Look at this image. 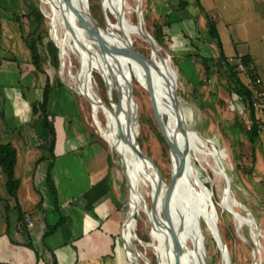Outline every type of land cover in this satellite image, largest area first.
<instances>
[{
  "label": "rangeland",
  "instance_id": "1",
  "mask_svg": "<svg viewBox=\"0 0 264 264\" xmlns=\"http://www.w3.org/2000/svg\"><path fill=\"white\" fill-rule=\"evenodd\" d=\"M86 1L90 8V1ZM125 1L127 14L138 24V0ZM100 2L104 16L101 20L97 17L95 20L100 27L107 30V34L112 39L115 40L114 37L118 38L116 42L110 43L111 46L112 43L121 44V41L124 40L122 31L125 36L126 25L117 18L113 11L107 10L103 0H100ZM141 2L143 4V7L141 4V9L143 8L144 13V17L142 15L143 26L153 38L155 27L160 22L164 23L165 41L161 43L155 38L154 40L158 46L160 56L168 62L176 73L177 93L185 110L188 129L195 132L198 130L200 136L206 141V146L200 145L202 152H194L190 144V153L193 155L195 173L211 188L213 193L208 189L212 195L211 198H205L201 188L197 187L193 193V198H188L187 208L188 210L192 208V210L186 216L191 230L193 229L195 216L200 219V236L197 235L203 241V256L207 258L205 262L206 264H255L254 256L259 250L260 255L257 258V264H264V129H261L253 140L246 133L245 130L251 127L247 123V120L251 119V115L250 113L246 116L242 115L238 110L240 107H237L234 102L231 104L233 89H231L229 80H227L228 72L223 68L218 70V67L214 64L222 53L228 57V60L232 59L234 61V59L239 58L235 54L246 52L252 55L259 73L264 78V0H141ZM93 3L95 6L97 2L93 1ZM217 4H219V12L215 11ZM181 7L184 10H180ZM37 9L44 14L42 22H38L33 16H28L30 12H35ZM168 9L170 10L167 12ZM46 10L52 11L51 6L45 3L44 0H0V92L3 95L0 96V146L11 144L16 148L17 163L14 166V175L18 180V185L14 191L11 192L13 188L11 190L7 188L6 194H4L5 191L0 190V259L7 258L9 253H11V257L18 254L15 252L14 247L3 249L6 241H9L1 231V228L5 227V220L2 219L5 209L8 212L12 211L11 206L17 205L19 199L23 198L26 201V206H35L37 203H40L41 206H44V204L51 205L49 199L52 201L54 198L53 188L50 184H48V187L46 185L47 172L44 170L46 162L43 161L53 158L52 155L55 150L54 147L51 149L52 144H54L56 150L69 146L67 139H63V136H66L65 130L59 128L61 118L58 115L54 114L51 117V127L43 124L38 127L37 133L32 127L28 132L26 129L30 127L29 124L32 122L28 123L27 128L26 126L16 128L14 126L16 122L13 123L10 108L5 104L4 99L5 93H10L11 90L3 85L7 84L9 87L10 85H17L20 87L19 82L24 83L25 74H28L29 69H31L28 60L33 58L24 37L31 38L32 36L37 40L41 38L38 45L41 53V64L46 68L50 77L49 82L53 85L58 81L56 77L60 79V65L58 68L53 67L44 44L49 38L58 44L59 39L62 37V28L59 21L56 22L57 29L55 28L52 14ZM143 18H145V21ZM212 21L217 24L223 46H220L219 42L210 35V23ZM113 31L117 33L116 36L112 34ZM130 40L133 44L135 40L140 49L134 45L154 63L150 62V70L154 75L159 76L161 67L151 45L148 42V45H146L145 38L135 33H133ZM88 43L93 49L98 48L96 42L89 40ZM180 43L183 45H180ZM108 51L114 54V51L112 52L109 49ZM199 55L203 59H212L210 63L215 69L208 74L210 77L208 81L207 74L199 71L198 62L200 61L196 57ZM123 56L127 64V60L129 61L128 55L123 54ZM31 62L33 63L32 60ZM74 63L77 65L76 61ZM129 64L132 68L130 61ZM36 68L38 67L36 66ZM93 69L96 71L98 93L105 101H108L109 95H112V90L116 92V89L113 86L109 88L108 78L100 66L96 65ZM40 73V71L36 73L38 79L44 75L43 73L41 76L42 73ZM71 73L75 74L76 72H72L64 65L62 68L63 79L69 86L77 90L76 84L72 83ZM134 73L130 74L132 79L137 82L136 96L133 93L136 102V108L132 110L134 129L142 150L158 163L164 181L167 183L174 172L173 170L177 167V155L175 160L173 158L174 153L171 154L170 146L165 140L170 163L166 161L159 135L163 132H161L162 130L150 114L151 109L155 118H157L154 107L156 105L168 127L169 110L167 100L160 86L156 84H153V100L150 92L145 88L148 82L142 80L135 71ZM239 75L246 82L245 75L241 73ZM100 80L104 85L100 84ZM103 86L106 88L104 91ZM24 89V93H28V89L26 87ZM133 89L132 82V92H134ZM115 100H118V96ZM82 103L87 118L92 123L91 109L83 99ZM33 107L27 105L23 109V115L29 114ZM20 113L22 114V112ZM84 114L81 111L75 120H78ZM100 114L103 115L102 112ZM56 121H58L57 124ZM44 122H46L45 119ZM214 149L220 158L219 162L214 156ZM40 158H43V161L39 163ZM162 168L166 172V177ZM116 173L118 174L117 169H112L111 176L113 177V174ZM0 174H3V172H0ZM188 176L195 180L191 174ZM183 185V181L180 180L176 190L170 195L173 202H179L182 195L187 194L184 193ZM125 194V218H128L129 197L127 198V191H125ZM227 195L233 209L243 214L242 220H239L236 214L231 212L233 209L230 206L225 207L222 205ZM43 200H46V203H42ZM210 200H213L216 207L217 223L220 231L221 227L232 222L236 224V231L239 233L240 238L248 245H236V261L232 260L228 248L226 252L222 251L219 239L214 236V231L208 226L210 225L209 212L212 211ZM140 210H143V207H140ZM11 214L13 213H9V215ZM10 219L8 217L7 222ZM42 223V220L35 219V228L40 229ZM165 225H167L166 221ZM258 227L259 249L254 244ZM126 231L130 235L128 228ZM131 232L134 234L133 237L130 236L131 243L136 241L138 248L152 260L153 253L156 254L154 245L156 243L159 245V241L153 239L152 229L147 219L142 215L134 219ZM119 236L122 240L121 230ZM38 241L36 244L41 246V238ZM190 243L193 244L191 241ZM192 249L195 253L197 252L194 247ZM218 249H220V252ZM216 252L218 253V259ZM28 253L31 256V261L37 263L35 258H32V256H35L34 252L30 249ZM130 254L134 257L131 250ZM155 261L157 262V254ZM125 264L134 263L126 261ZM161 264L164 263L161 261Z\"/></svg>",
  "mask_w": 264,
  "mask_h": 264
},
{
  "label": "crops",
  "instance_id": "2",
  "mask_svg": "<svg viewBox=\"0 0 264 264\" xmlns=\"http://www.w3.org/2000/svg\"><path fill=\"white\" fill-rule=\"evenodd\" d=\"M216 7L215 11H218L219 4ZM180 10L184 8L181 7ZM242 54L249 53L235 55ZM196 57L200 61L199 71L203 73V58L200 55ZM31 60V58L28 60L31 69L25 74L24 83L19 82L20 87L3 85L11 90L10 93H5L4 99L10 108L13 123L16 122L14 126L27 128L31 121L26 131L29 132L32 127L37 133L38 127L45 124L39 104L47 83V71L44 66L38 70ZM37 71L42 73L41 76L44 73L45 77L43 75L38 79ZM256 71L260 74L258 69ZM261 78L264 84V78L262 76ZM247 81L244 82L248 84ZM25 87L28 93H24ZM0 96H3L1 92ZM231 99V104L234 102L240 109L248 105L247 103L243 105V99L239 95L232 93ZM27 105L34 106L33 110L23 115V109ZM46 108L50 120L54 114L61 118L59 128L65 130L66 136H63V139H67L69 144L68 147L64 146L58 150L54 146L52 159L44 161L43 158L39 159V163L46 162L44 166L46 172L52 163L50 172L54 198L52 201L49 199L51 205L44 206L40 203L26 206L23 198L19 199L17 205L11 206L12 211L8 212L5 209L2 214L5 227L1 228V231L9 241H6V245L4 244L6 247L3 249L14 247L18 254L14 257L10 256L11 253L7 254V258L0 259V264H125L130 259L124 241L120 240L119 236L125 219L124 197L127 191L121 171L117 165L112 164L110 154L102 145L101 139L97 138V133L87 118L82 98L71 87L62 81L53 84ZM81 111L85 113L84 116L75 120ZM112 169L118 171L113 177ZM48 184L47 181V187ZM7 188V178L0 174V190L6 194ZM43 202L46 203V200ZM11 212L13 214L9 215ZM8 217L11 218L9 222ZM35 219L42 220L43 225L39 227L40 229L35 228ZM22 231L27 234L26 243L13 239L15 234ZM125 237L128 240L126 234ZM39 238L42 241L41 246L36 244ZM30 249L34 252L35 256L32 258L34 257L37 263L31 261L28 253ZM130 257L133 256L130 254Z\"/></svg>",
  "mask_w": 264,
  "mask_h": 264
},
{
  "label": "bare ground",
  "instance_id": "3",
  "mask_svg": "<svg viewBox=\"0 0 264 264\" xmlns=\"http://www.w3.org/2000/svg\"><path fill=\"white\" fill-rule=\"evenodd\" d=\"M104 6L107 8V10L113 11L117 18L122 21L125 25V36L124 32L123 37L124 40L121 41V44H114L112 43V46L110 45L111 42H116L117 37H114L112 39L108 34L107 30L103 29L97 24V21L95 18H92L88 15L87 10V1L86 0H73L74 4V10L71 13V20H72V28H71V39L73 41V45L77 51V53L80 55V58L83 62L82 70L83 73H71L72 74V83H75L77 86V91H79L82 96H85L86 90L88 88V78L87 75L90 72V68H94L96 65L100 66L104 73L106 74L109 82V88L110 86H113L120 94V103L115 100L113 97V94L111 95L113 97L110 105H106L105 101L101 96H99L98 91L97 92V110L103 113L104 117L107 118L108 123L110 124L108 137L112 144H118L121 141L119 140V135L117 131V122H120L124 126V134L122 135V139H124V149L127 152V157L129 158L130 166L133 170V173L139 178V180L146 186H149L153 190H159V195H157V201L160 205V208H163V194L165 193L166 189V182L164 181V177L162 175L161 170L156 168L145 156L142 155L141 152L137 151L135 148L136 143L133 140V137L131 135V131L129 129L128 125V116H132V110L136 108V102L133 96L132 92V82L134 85V79H132V76L129 73V70L127 68V64L124 61V56L128 55L129 61L132 64L133 70L139 75V77L148 82V84L145 86V88L149 91L148 88H150V94L152 96V99L154 100V86L153 84H156L160 86L162 93L164 94L165 99L167 100L168 105V114H169V122L168 127L165 121L162 119L160 112L155 107L156 111V117L160 120H162L163 124L161 127V130L168 140V144L170 146L171 154L174 153L177 155V167L175 170H173V173H176L178 169L181 167V165L184 163L185 159L187 158L188 154L190 153L191 146L194 150V152H202L200 145L206 146L205 139L200 136V134L196 131L187 129L186 132H182L179 129V114L180 109L177 106L178 102L175 96V88H176V73L174 72L173 68L168 64V62L160 56V52L158 49V46L156 42L153 40L154 38L148 37V39L145 38V41L148 42L151 45V48L153 50L154 55L157 57V62L161 67V73L159 76H156L153 74V72L150 70V62L153 63L150 59L143 60L137 53L131 51L128 47V42L131 41V37H133V33L142 35V32L146 35H149V33L141 28L139 24H136L132 18L127 14V8H126V1L125 0H103ZM45 3L49 4L51 6V10L49 13L52 14V18L55 23L56 28V22L59 21L61 28V15L58 10L60 0H44ZM142 10V9H141ZM138 16V13H137ZM109 22V21H108ZM108 22H107V28H108ZM143 25V21H142ZM112 26V25H111ZM106 28V29H107ZM114 28V27H113ZM57 29V28H56ZM56 31V30H55ZM114 36L117 35L115 31L112 32ZM54 36V35H53ZM130 36V39H129ZM143 36V35H142ZM64 37V30L62 28V37L59 39V45H64L65 48L67 47V42L63 39ZM89 40H92L93 42H96L98 45L97 49H93L90 44L88 43ZM115 48H114V47ZM109 50L112 52L114 51V54L110 53ZM122 52L123 54H121ZM154 64V63H153ZM68 72V71H67ZM145 74V75H143ZM67 83V82H66ZM113 92V90H112ZM131 98V99H130ZM135 110V109H134ZM133 118V117H132ZM169 129V133H168ZM133 131V130H132ZM194 132V133H193ZM209 142V141H208ZM119 149V144H118ZM141 149V148H140ZM216 149V147H215ZM214 149L213 153L214 156L218 159V162L220 160L216 150ZM220 165V163H218ZM222 168V165H221ZM192 173L189 171L184 172L183 174L179 175L169 193L168 196V205L170 207L171 213H172V219L176 225V228L178 230V235L180 239L182 240L184 247L193 250L192 247L196 249V255L200 258V260L205 262L204 254H203V241L200 236L199 232V222L200 219L195 216L194 218V224H193V231L189 227L187 223L186 216L191 209L188 210V198H193V193L196 190L197 183L195 180H192L188 175ZM193 176V175H192ZM199 177V176H198ZM183 181V187H184V193L179 202L175 203L170 199V195L173 194V191L176 190V187L179 185V181ZM132 194L129 196L128 200V210L130 213L139 212L140 207L135 205V200L142 202L143 195L140 191V188H135L132 186ZM204 197L205 198H211V193L209 190L205 187L201 188ZM223 199V198H222ZM222 205L225 207H229L233 209V207L230 204L229 196H225ZM138 210V211H137ZM234 211V212H233ZM231 211L233 214L235 212L237 213L236 216L239 220L243 219V214L237 212L233 209ZM209 220H210V227L214 231V236L218 237V223H217V216H216V207L212 209L211 212H209ZM158 222L156 223V228L152 230V237L155 240L159 241V245L157 243L156 251L158 252L160 256V264L161 261L164 264H167L165 259V251L164 246L166 242V238H164V235L168 234V220H165V217L158 216ZM134 219H130L128 222H126V228L130 230L129 236H134L133 232H131V227ZM165 221L167 222V225H165ZM195 231V232H194ZM127 232V231H126ZM164 234V235H161ZM199 234V236L197 235ZM256 234V233H255ZM125 236V233H124ZM126 238V237H125ZM127 239V238H126ZM190 241L193 243L191 245ZM131 244V243H130ZM132 245V244H131ZM134 246V245H132ZM155 251V250H154ZM134 257H130V253L127 252L128 257L133 261L137 255L136 250H132ZM205 252V251H204ZM260 255V251H257V258ZM189 256L184 255L183 260L181 261L179 258H177L174 261V258L172 257L170 264H189ZM207 261V260H206ZM206 263V262H205Z\"/></svg>",
  "mask_w": 264,
  "mask_h": 264
},
{
  "label": "water",
  "instance_id": "4",
  "mask_svg": "<svg viewBox=\"0 0 264 264\" xmlns=\"http://www.w3.org/2000/svg\"><path fill=\"white\" fill-rule=\"evenodd\" d=\"M141 4H142L141 0H138L137 1V13H138L137 22L141 28L143 27V29H145L144 26L142 25L143 20H142ZM58 10H59L60 15H61V23H62V28L64 30L63 39L67 42L66 48L64 45L57 44L59 47L60 79L64 84L68 85L62 77V68L64 65H66L67 68L69 70H71L72 72H76V73L79 72V73L84 74V71L82 70L83 62L80 58V55L77 53V51L73 45V41L71 39L72 37L70 36L71 35V28H72L71 13L74 10L73 0H60ZM87 10H88L89 16H91L92 18H96V16L94 14H92V12L90 11V8L88 5H87ZM142 35L146 39H148V37L149 38L151 37L150 34L146 35L143 32H142ZM128 47L131 51L137 53L143 60L147 59V57L132 43V41L128 42ZM74 61L77 62V65L74 63ZM87 78H88V88L86 90L85 96H82V94L79 91H77L75 88H73L72 86H69V85L68 86L71 87L89 105V107L91 109V116H92L91 125L94 128L95 132L100 136L101 143L104 146V148L108 151V153L110 154L112 161L119 167V169L121 171V174L123 176V179H124L125 185H126V189H127V198L132 194V189H131L132 186H134L135 188H138V189L140 188V191H142V195H143V199H142L143 201L142 202L135 200V205L139 206V207H143V210L139 209V212H137V214L130 213L128 218L124 219L122 227H121V236H122V239L124 241L126 251L129 252L130 250L135 249L137 252L135 259L133 261H131V260L130 261L133 262L134 264H154V262L152 260H150L138 248L136 241H134V243H133L134 246H132L124 236L125 228H126V222H128L130 219H136L139 215H142L144 218L147 219L152 230L156 228V223L158 222V218H157L158 216L165 217L168 220L167 221L168 222V228H169L168 234L166 235V237L164 234H161V235H164V238H166L164 251H165V255H166L165 261L167 264L171 263L172 257L174 258V261L177 258H179L182 261L184 258V255L189 256L188 257L189 258V264H206L204 262V260H203V262L200 260V258L194 253V251H191V249L184 247V244L178 235V230H177L176 225L172 219V213H171L170 207L168 205V196H169V193H170L177 177L186 171H189L192 173V175L194 176V178L196 180L197 186L199 188L205 187L212 192L211 188H209L195 173L194 167H193V155L191 153H189L187 158L185 159L184 163L178 169V171L176 173H172V175L170 176L169 181L166 183L167 186L165 189V193L163 194L164 196L162 197L163 198V208L161 209L160 205L158 203H156L157 195H159V193H160L159 190H153V189L149 188L148 186L144 185L139 180V178L133 173V170L130 166L129 158L127 157V152L125 151L124 146H123V143L125 141H124V139L121 138L122 135L124 134V126L120 122H117V131H118V135H119V140L121 141L120 143H118L119 149H118V144L117 145L112 144L109 137H108L110 124L108 123L107 118H105L97 110V107H98L97 104L98 103H97V99H96L97 98V96H96L97 95V92H96V90H97L96 73L92 67L90 68V72L87 75ZM148 89L150 92L151 91L150 88H148ZM116 93L118 96L117 102L120 103V94L117 90H116ZM174 93H175V96L177 99L176 102H178L177 106L180 109L179 129L182 132H186V130L188 129L186 114H185V110H184V107L182 105V102L180 100V97L177 93V88H175ZM98 95L100 96V94H98ZM112 99H113V97L109 95L108 102H105L106 105H110L111 103H109V102H111ZM150 114H151V117L154 120V122L161 129L162 124H163L162 120L155 118L151 109H150ZM127 121H128L129 129L131 131V135L133 137V140L136 143V145H135L136 150L141 152L142 155L145 156V158H147L154 166H156V168L161 170L158 163L142 150L140 143L138 141V138H137L136 131L134 129V118H132V116H128ZM196 131L198 133H200L198 130H196ZM163 136H164V134H163ZM164 138L168 144V140L166 139L165 136H164ZM168 146H169V144H168ZM210 205H211V209H214L215 206H214L213 200H210ZM235 214H237V213L235 212ZM217 230H218V237H219L220 246L222 247V251L226 252L227 251L226 242H225V240L221 234L219 227L217 228ZM258 233H259V227H258L256 239L254 242L255 247L257 249H259V247H260ZM26 237H27V234L24 231L19 232L18 234H15L13 236L14 240H17V241L19 240L23 243L27 242ZM154 247L156 248V245H154ZM156 254H157L156 264H160V262H159L160 256H159L157 251H156ZM254 263L257 264V253L254 256Z\"/></svg>",
  "mask_w": 264,
  "mask_h": 264
},
{
  "label": "trees",
  "instance_id": "5",
  "mask_svg": "<svg viewBox=\"0 0 264 264\" xmlns=\"http://www.w3.org/2000/svg\"><path fill=\"white\" fill-rule=\"evenodd\" d=\"M89 1H90V11L99 20H101V18L104 16V13H103V10H102V7H101L100 0H89ZM93 1L97 2L95 6H94ZM142 7H143V4H142ZM142 10H143V8H142ZM142 15L144 17L143 11H142ZM28 16H33L34 18H36V20L38 22H42L43 19H44V14L39 9H37L35 12H30L28 14ZM109 17L112 18L111 15H109ZM143 19L145 21V18H143ZM132 20L135 22L134 19H132ZM54 26H55V23H54ZM210 35H211L212 38L216 39L219 42L220 46H222V41H221L220 34H219V31H218V27H217V24L215 23V21H212L210 23ZM153 36H154V38L156 40H158L161 43H163L165 41L166 34H165V31H164V23L160 22V24L155 27V34ZM40 39L41 38H39L37 40V39L33 38L32 36H31V38H29L28 36L24 37V40L27 43V46H28V48L31 51V56L33 58L32 61L38 67V69H41V67H42V64H41V53H40V49L38 47ZM134 44L140 49V47L135 42V40H134ZM145 44L148 45V43L146 41H145ZM44 45L46 46V50L49 53L51 64L53 65V67L58 68L59 65H60L59 47H58V45L51 38H49V40L46 41V43ZM238 56L241 57L243 62H245L247 64V66L249 67L250 76L252 78L255 77V74L259 75L257 73V71H256L257 68H256V65H255L254 59H253V57L250 54H242V55H238ZM211 60L212 59H210V58L209 59H207V58L203 59V62H204V73H206L207 77H208L207 81L210 79L208 74L212 70L214 71V68H213V66L210 63ZM214 64H215V66L218 67V70L223 68V69H225L228 72L227 73V80H229L231 89H233V94L239 95V97H241L243 99V102H244L243 105H245L246 103L248 104L249 100L251 98V90H250L249 86L243 81V79L239 75V72H237L234 69V64L229 62L228 57L224 53H222L221 56L217 60H215ZM127 68L130 71L131 75H132V73L135 74L134 71L132 70L128 60H127ZM46 75H47V83H46V86L44 88L43 97H42L41 102H40L39 105L41 106V115L46 121L45 124L47 126L51 127V124H50L51 120L49 118V114L47 112V108L46 107H47V104H48L49 94H50V90H51L52 85L49 82L50 77L47 74V72H46ZM56 78L58 80L57 82L61 83L60 79L58 77H56ZM100 84L101 85L103 84L101 80H100ZM136 84H137V82L134 81V89H133L134 92L133 93H134L135 96H136V93H137ZM104 89H106V88H104V86H103V91H104ZM112 94H113V97L116 99L117 98L116 92L113 91ZM238 110H240V108H238ZM250 115H251V119H252L251 127H250V129H246L245 131H246V133L249 134V136L253 140L254 137H256L258 135L259 131H261V129L259 128V125L256 122L257 115L254 113V110L250 113ZM159 135H160V139L162 140L163 153H164V155L166 157V161L168 163H170V161L168 159V147H167L166 141H165V139H164L162 134H159ZM96 136H97L98 139L100 138L97 134H96ZM50 147L52 149L54 147V145L52 144V146H50ZM173 155H174L173 158L175 159L176 158V154H173ZM16 163H17V151H16V148L13 145H11V144L1 145L0 146V166L2 168L3 174L7 178V187H8V189L11 190L13 188V190H11V192L14 191L16 189V186L18 185V180H16L15 175H14V166L16 165ZM112 164L114 166H116L113 162H112ZM51 168H52V163H51V165L48 168L47 181L50 184V186L53 188V181H52L51 172H50ZM162 170H163V172L165 174V177H166V172H165L164 168H162ZM204 225H205V223H204ZM203 232H204V230H203ZM221 232H222L223 238H224V240L226 242L227 248L231 252L232 260L236 261L237 260L236 245L237 244L247 245V243H245L240 238L239 233L236 231V224H234L232 222L228 223L227 225L225 224V226L221 227ZM125 234H126L127 237H129L128 240L131 243L130 236L126 232H125ZM204 234H205V232H204ZM131 244L133 245V243H131ZM207 246H208V243H207ZM218 251L220 252V249H218ZM216 257L218 259V253L217 252H216ZM155 258H156V254L153 253L152 261L156 264Z\"/></svg>",
  "mask_w": 264,
  "mask_h": 264
},
{
  "label": "built area",
  "instance_id": "6",
  "mask_svg": "<svg viewBox=\"0 0 264 264\" xmlns=\"http://www.w3.org/2000/svg\"><path fill=\"white\" fill-rule=\"evenodd\" d=\"M229 62L234 64V69L237 72L245 75L248 80L247 85L251 90V98L249 100V103L246 107L240 109L241 114L246 116L254 110V113L257 115L256 122L258 123L259 128L264 129L263 79L257 74H255V77L252 78L250 76L249 67L245 62H243L241 57H239L238 59H234V61L230 59ZM247 121V123L251 125L252 119H248Z\"/></svg>",
  "mask_w": 264,
  "mask_h": 264
}]
</instances>
